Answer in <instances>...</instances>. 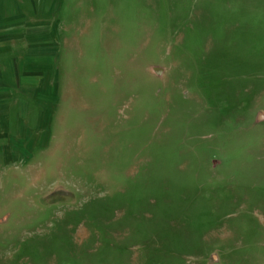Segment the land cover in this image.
Listing matches in <instances>:
<instances>
[{"label": "rangeland", "instance_id": "obj_1", "mask_svg": "<svg viewBox=\"0 0 264 264\" xmlns=\"http://www.w3.org/2000/svg\"><path fill=\"white\" fill-rule=\"evenodd\" d=\"M0 264H264V0H0Z\"/></svg>", "mask_w": 264, "mask_h": 264}, {"label": "crops", "instance_id": "obj_2", "mask_svg": "<svg viewBox=\"0 0 264 264\" xmlns=\"http://www.w3.org/2000/svg\"><path fill=\"white\" fill-rule=\"evenodd\" d=\"M23 78V76H20L18 80L15 81V83H17V85L20 83V80ZM21 89H24L23 87H20ZM35 88L36 87H32V97H33V94L35 93Z\"/></svg>", "mask_w": 264, "mask_h": 264}]
</instances>
